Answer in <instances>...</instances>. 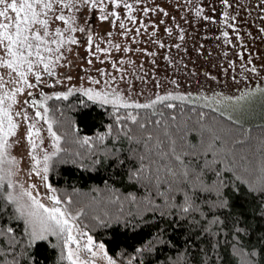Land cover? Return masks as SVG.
Here are the masks:
<instances>
[{
	"label": "trees",
	"instance_id": "1",
	"mask_svg": "<svg viewBox=\"0 0 264 264\" xmlns=\"http://www.w3.org/2000/svg\"><path fill=\"white\" fill-rule=\"evenodd\" d=\"M205 2L213 6L205 13L216 18L250 17L248 25L259 35L263 33L264 4L261 0H228L227 6L223 0ZM169 103L173 105L171 109L165 107ZM47 106L53 118V129L61 137V151L49 162L47 181L57 196L72 199L75 209L83 208L84 214L77 221L81 230L96 244H104L105 252L115 262L242 264V258L236 254L242 249L249 254L250 264H264V212L258 211L264 194L259 191L247 194L248 186L242 184L234 172L224 171L225 166L217 163L213 167L221 169L226 186L217 193L218 178L213 171L204 172L206 189H189L193 209L183 212V191L172 193L171 199L166 200L157 195L155 189L149 191L132 177L140 166L137 155L143 149L128 139L133 133L139 138L141 130L127 119L131 112L137 121L145 123L148 132L155 130L154 123L149 121L171 124L172 116L181 127L231 126L239 130L237 134L243 140V144H229L234 151L245 155V160H239L237 156L238 164L243 168L249 163L254 166L264 150L260 143L264 139L263 109L249 115L236 114L216 100H191L188 97L167 100L149 109H116L80 93H72L67 99L52 97ZM228 116L232 120L226 119ZM192 135L196 133L189 134L190 140ZM85 138L90 141L88 145L77 142ZM194 143H199V136ZM212 159L211 153L201 157V160ZM237 185H240L239 193ZM6 191L4 185L0 190V231L7 232L11 228L17 244L11 248L9 237L0 236L4 241L0 245L4 253L0 264L4 260L11 262L13 257L19 264H67L61 260V244L53 237L29 245L24 221L14 204L3 198ZM161 191L167 192V186L162 185ZM149 199L153 201L151 207L146 203ZM221 199L228 205L220 206ZM252 252H255L254 256Z\"/></svg>",
	"mask_w": 264,
	"mask_h": 264
},
{
	"label": "snow or ice",
	"instance_id": "2",
	"mask_svg": "<svg viewBox=\"0 0 264 264\" xmlns=\"http://www.w3.org/2000/svg\"><path fill=\"white\" fill-rule=\"evenodd\" d=\"M223 2L227 6L228 0H223ZM137 3H139V0H137ZM261 3L264 4V0H261ZM80 5H84L90 10H99L101 15L99 17L93 15V20L106 21L109 17H113L112 24L120 21L118 26L125 32L127 31L126 25L122 22L118 11L110 10L107 14H104L105 5H110L111 9L127 10V19L132 24L138 23L132 15L133 6L127 3V0H0V68H5L11 74H15L17 81L23 86L16 87L10 92H3L0 95V190L3 189L5 181H7L8 188L14 187L11 182V176L13 175L11 168L5 169L4 165L12 166L16 164L15 159L8 156V150L11 147L9 138L17 135L18 125L11 111L16 102L17 94H22L25 88H35L41 83V71L36 70L40 69L41 66L43 72L47 73L48 76L55 75L53 70L55 65L61 59H64L63 47L66 44L76 45L78 43L73 36L66 35V32L85 31L83 28L73 26L75 24L74 16L57 15L53 12V8L55 6L69 11L74 9L78 11ZM202 12V8H197L195 14L199 17ZM9 13L13 15H9ZM50 13L52 14L51 17L49 16ZM143 13L145 16L148 15L147 10H143ZM163 15L167 16L168 13L163 12ZM57 21L62 22L65 26L64 29L55 28L50 31V26ZM86 23H91V21H86ZM160 23L163 24L164 21L161 20ZM140 27H144V25L141 23ZM139 30V28L136 29L137 35ZM165 31L170 32L167 28ZM224 35L227 38V33ZM180 38L183 39L182 36ZM87 46L92 55H95L96 52L107 53V49H101L98 45H94L91 35L88 36ZM93 46L94 51L92 50ZM117 48L119 49L118 45ZM68 50L71 51V49ZM123 51L127 52L129 49L124 48ZM88 63L91 64L92 61L89 60ZM100 63H104V61L101 60ZM117 70L119 71V69ZM97 71L101 75L104 74L101 69H97ZM252 71H255V69ZM30 77H34L35 83H30ZM68 79H71V77H68ZM94 83H99V81H94ZM106 83H111V81ZM261 92L264 93V90H261ZM70 94L71 90L66 94H57L55 98L67 99ZM254 94V92L244 93L241 97L233 99L231 103L239 104L247 96ZM28 95L31 96V92H28ZM84 95L88 96L89 99L99 100L102 104L110 103L116 109H149L167 100L184 99V97L171 95L157 96L150 103L140 104L130 103L125 96L115 90L111 93H102L89 89L84 90ZM47 99H51V97H45L43 94H41L39 101L32 99L28 106L35 110V116L30 118L25 113L24 121L26 123L30 119L33 121L28 124L25 137L29 145L28 155L33 161L32 172L41 177L45 182V186L52 193L46 197L50 201V206L41 203L37 198L39 194L33 196L30 190L22 191L19 196L8 192L7 196L3 198L10 204L17 205L16 211L20 214V217L24 218L28 229L30 246L37 241L47 240L49 236H55L62 247L61 260L67 261V264H95L98 256H101L106 264H115L104 251V244H96L87 232L81 230L77 221L84 214L83 208L75 209L72 199L64 200L61 196H57L55 189L47 184L48 177L46 174L49 169V162L53 156L61 151V137L53 131V121L49 118V108L45 104ZM165 107L171 109L173 105L169 103ZM39 109H43V111L41 112ZM16 115L18 116L19 113ZM200 115L202 118L203 114ZM117 119L119 120L121 117H117ZM127 119L131 120L141 130L139 138H137L136 133H133L128 136V139L142 146L143 149L137 155L140 166L132 173V177L141 182L149 191L155 189V193L166 200L171 199L172 193L183 191V212L187 213L193 209V200L189 194V189H206L202 175L204 172L213 171L218 178V183L215 185L217 193L226 186L221 175V169L213 167L217 163L225 166L224 171L234 172L241 183L248 186L247 194L250 195L256 191L264 194V150H261L254 166L249 163L241 168L237 156L239 155V160H245V155L239 154L229 147V144H243V140L237 134L238 129L217 124H201L199 127L185 125L181 127L175 123L176 117L172 116L171 124L160 120L149 121L148 123H154L155 130L148 132L145 123L137 121L136 116L131 112L127 114ZM226 119L232 120V117L228 116ZM41 120L47 125V132L52 140L53 148V152L51 154L45 153L42 160L38 159L35 154L36 149L39 147L37 141L41 131L36 127V123ZM232 122L237 123V121ZM190 133H196V135L191 136V140L189 139ZM197 136H199V143H194ZM77 142L83 145L90 143L87 138ZM260 143L264 145V139ZM242 152L241 149L240 153ZM209 153L213 156L212 160H201V157L207 156ZM228 165H231V167L229 168ZM42 173L44 175H41ZM162 185L167 186V192L161 191ZM32 187L34 185L29 186V188ZM239 190L240 185H237V193H239ZM24 197L27 198L26 204L21 203ZM132 199L135 200V197ZM146 203L150 207L153 205V201L150 199ZM227 205L226 200H220V206ZM258 211L264 212V201L258 206ZM11 234V228H8L7 232L0 231V236L7 235L9 237V247L14 248L17 241ZM82 237L87 239L82 240ZM3 243L4 241L0 240V245ZM71 245L75 247H70ZM236 254L242 258V264H250L247 259L248 253L238 249ZM3 255V251L0 250V257ZM251 255L254 256L255 252H252ZM2 264H19V261L13 257L11 262L4 260Z\"/></svg>",
	"mask_w": 264,
	"mask_h": 264
},
{
	"label": "rangeland",
	"instance_id": "3",
	"mask_svg": "<svg viewBox=\"0 0 264 264\" xmlns=\"http://www.w3.org/2000/svg\"><path fill=\"white\" fill-rule=\"evenodd\" d=\"M205 1L139 0L137 3V0H127V3L133 6L132 15L138 21L137 24H132L127 19V10L111 9L110 5H105L104 14L110 10L118 11L126 25V32L119 28L120 21L116 24L111 23L113 17L106 21L93 20V15L96 17L101 15L98 9L90 10L80 5L78 11L75 9L69 11L54 6L55 14L74 16L73 26L83 28L85 31L66 32V35L73 36L78 43L66 44L63 47L64 59L55 65L53 69L55 75L48 76L41 66L40 69H36L41 71V83L35 88H25L22 94L16 96L11 111L18 125L17 135L9 138L11 147L8 150V156L14 158L16 164L4 165L5 169L11 168L13 173L11 182L14 187L8 188L5 181L6 196L8 192L19 196L22 191L30 190L33 196L39 194L37 198L41 203L50 206V201L46 197L52 193L41 177L32 172L33 161L28 155L29 145L25 138L28 124L33 121L30 119L26 123L24 114L27 113L30 118L35 116V110L28 105L32 99L39 101L41 94L52 98L57 94H66L70 90L71 94L82 95L84 90L89 89L102 93H111L115 90L125 96L130 103H150L157 96L171 95L188 97L191 100H216L236 114L249 115L254 110H264V93L261 92L264 90V29L261 33L263 35H259L258 31L248 25L250 17L234 15L216 18L208 12L205 13L204 11L213 7ZM197 8L203 9L199 17L195 14ZM143 10L148 11L147 16ZM163 12H167L168 15L164 16ZM51 15L50 13L49 16ZM161 20L164 21L163 24L160 23ZM141 23L144 27H140ZM64 27L62 22L57 21L50 26V31L55 28L63 30ZM137 28L140 29L138 35ZM166 28L170 32L165 31ZM225 31L227 38L224 35ZM89 35L92 36L94 45L107 49L106 54L103 52L91 54L87 46ZM124 48L129 51L124 52ZM92 50L94 51V46ZM89 60L92 61L91 64L88 63ZM101 60L104 63H100ZM97 69L103 70L104 74L101 75ZM253 69L255 71H252ZM29 80L30 83H35L34 77H30ZM108 81L111 83H106ZM16 87L23 86L19 84L15 74L0 68V95ZM28 92H31V96ZM253 92L254 95L247 96L239 104L231 103L242 94ZM84 96L89 99L88 96ZM48 100L45 101L46 106ZM94 101L101 103L99 100ZM48 115L53 121L49 113ZM36 127L41 131L37 141L39 147L35 154L42 160L45 153L53 152L52 140L48 135L47 125L42 120L36 123ZM47 184L49 185L48 181ZM30 185L34 187L29 188ZM21 203L26 204L27 198H22ZM14 206L17 207L15 204ZM22 220L25 223L24 218ZM25 227L28 232L26 224ZM50 237L60 243L55 236L48 238ZM95 264H106V261L98 256Z\"/></svg>",
	"mask_w": 264,
	"mask_h": 264
},
{
	"label": "bare ground",
	"instance_id": "4",
	"mask_svg": "<svg viewBox=\"0 0 264 264\" xmlns=\"http://www.w3.org/2000/svg\"><path fill=\"white\" fill-rule=\"evenodd\" d=\"M131 123V122H130ZM116 135V134H115ZM92 157V156H91ZM98 161H99V159H98ZM69 190V189H68ZM73 192H75V191H73ZM88 193V192H87ZM175 195V194H174ZM97 199V198H96ZM129 211V210H128ZM144 255V254H143ZM143 255H142V257H143ZM145 259V258H144Z\"/></svg>",
	"mask_w": 264,
	"mask_h": 264
}]
</instances>
